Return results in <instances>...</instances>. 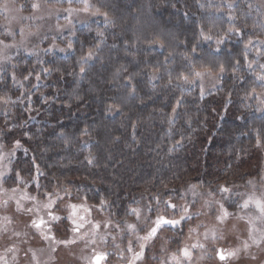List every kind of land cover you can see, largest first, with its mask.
Returning <instances> with one entry per match:
<instances>
[{"label": "trees", "instance_id": "obj_1", "mask_svg": "<svg viewBox=\"0 0 264 264\" xmlns=\"http://www.w3.org/2000/svg\"><path fill=\"white\" fill-rule=\"evenodd\" d=\"M94 1L111 22L100 17L77 28L65 53L3 67L0 131L6 145L21 141L17 170L28 178L31 167L48 191L74 188L95 205L104 198L115 214L124 212V199L169 198L187 182L209 188L259 174L264 150L255 144L264 138V108L255 107L250 89L262 91L256 76L264 74V47L254 39L264 25L252 0ZM230 26L241 32L225 35ZM202 27L212 29L211 41L199 37ZM245 38L253 40L246 49ZM90 48L94 55L81 60ZM241 50L236 77L229 69L209 93L177 78ZM90 153L94 164L85 159Z\"/></svg>", "mask_w": 264, "mask_h": 264}, {"label": "rangeland", "instance_id": "obj_2", "mask_svg": "<svg viewBox=\"0 0 264 264\" xmlns=\"http://www.w3.org/2000/svg\"><path fill=\"white\" fill-rule=\"evenodd\" d=\"M232 2L234 0H229L226 4L231 5ZM252 2L254 5L252 6L255 9L254 16L264 25V0H252ZM89 3L92 7L85 11V5L81 0H71V3L69 0H0V74L3 72V67H12L10 65H14L20 57L37 56L41 53L43 55L65 53L66 51L61 52L60 49L64 48L67 50L68 39L73 36L77 28L91 24L96 18L103 17L105 19L103 15L95 14L94 8L99 7L95 1L89 0ZM33 4H39V7L34 8ZM69 9H72V11H69ZM261 39H264V32L254 39L259 46L264 47V45L259 43ZM9 70L11 68L7 69V71ZM195 83L201 92V81L196 80ZM218 85L219 82L215 81L214 78L205 77L203 80V94L213 91ZM261 93L262 91L255 93L257 100H255L254 105L258 110L264 108V102H262L264 101V95ZM4 106L5 99L0 97V114H2L3 110L5 114L7 113V109ZM255 107L254 109H256ZM2 135L4 134L0 131V176L7 179V183L3 184L4 188L9 190L14 188L17 191L15 194L11 191L6 194L0 193V200H8V207L0 206V213L9 211L10 217L13 218L11 220L12 224L9 225L10 232L22 233L25 239L26 255L33 245H38L41 264H83V256L89 257L94 251L100 250L106 251L110 257L108 261H104L102 264H117L119 255L120 258L123 257L121 260L127 264L131 260V255L137 251H142L144 257L142 260H135L136 264H175L171 260V255L176 252L177 247H182L184 244H194L198 241L206 245V250L202 253L199 248L192 249L193 259L191 264H243V262L249 260L248 252H242L239 258L229 257L225 261H220L218 256L215 255L214 249L223 248L227 252L229 249L239 247L242 241L247 240L250 229H264V223L256 219L259 216V212L254 204H250L248 209L243 210L236 207L237 203L242 204L245 199H248L249 195L257 198L264 197V180L261 179L264 176V155L257 166V170H260L259 174L250 179L253 181L254 186L247 183L249 180L244 183H226L221 180L215 187L209 188L204 187L201 183L187 182L176 193L177 195H171L173 201L180 204L195 201L196 209H201L205 201L220 200L222 195L227 197L225 203L229 211L244 217L243 220L234 219L231 221L236 224L235 233L225 230V238L219 239L215 243L204 239L202 233L206 229H211L215 224L213 215L216 206L213 205L212 208L204 207L202 209L207 215L195 217L191 222H182L171 233L161 234L159 239L147 242V246L144 249H140L138 247L140 242L137 241L133 233L122 231L120 227H117L118 224L123 226L125 221L138 223L134 216H125L124 212L115 214L108 206L101 210L99 203L95 205L86 201L83 197L75 195L73 193L74 188H68L72 193L71 197L65 195L62 190L63 187L60 188L59 195L70 203L82 204V206L78 207V216L74 219L76 224H80V215L84 212L88 219V227L87 230L81 227L79 233H73L72 229L76 227V224L73 221L70 223L71 219L67 216L69 210L64 208L63 205L59 208L53 207L51 209L61 217L59 221H52L50 217L45 215V210L38 207L35 202L24 199L23 197L30 195L37 197L40 202H46L47 197L43 196L42 193L48 191V189H43L39 181L37 183L23 176L22 173L24 182H13L11 177L16 172L20 173V171L17 170L18 165L13 164L12 161L20 152V148L15 147V143L6 145ZM224 177L222 178L225 179ZM224 182L232 189L230 193L221 194L216 191L217 185L225 184ZM189 185H198L195 195H193L192 191H186ZM209 192H212L213 195L209 196ZM152 196L145 195L131 202H129V199H124L125 206H127L125 208L143 207L146 204L154 203L151 199ZM160 196L162 199H168L163 195ZM17 199H20L25 207L32 208L33 211L29 213L18 212L15 202ZM37 215L44 216L45 220H48L49 225L51 223L52 233L56 234L58 238H62L65 234H68L69 238L73 236H83V238H78L77 243L74 245H56L54 243L50 245L48 241L41 239L37 230L24 227L21 231L18 228L21 224L24 225L23 221L28 220L29 217L35 219ZM250 217L253 218L251 224L248 223ZM108 220L111 221L110 224L104 223ZM97 222L101 224V228L93 229V224ZM201 222L203 223L201 224ZM139 223L143 227V224ZM197 224H200L197 231L189 233V227H196ZM45 230L47 231V229ZM25 232L27 235L23 234ZM93 232L95 233L96 244H92L88 240V236L93 234ZM101 235L104 236L106 243L100 242ZM140 235H143V232H140ZM113 237H115V240H113ZM129 240L132 241V252L127 251ZM117 245H119V249H117ZM249 251L255 255L260 254L256 246H252ZM167 254L168 262H165ZM202 254L206 258L203 260L198 259ZM26 258L27 260L31 259ZM181 259L183 260V258ZM184 264H187V261H184Z\"/></svg>", "mask_w": 264, "mask_h": 264}, {"label": "snow or ice", "instance_id": "obj_3", "mask_svg": "<svg viewBox=\"0 0 264 264\" xmlns=\"http://www.w3.org/2000/svg\"><path fill=\"white\" fill-rule=\"evenodd\" d=\"M71 3V0H69ZM81 2L85 5L84 10L87 11L89 7H92V5L89 3V0H81ZM34 8H38L39 4H33ZM69 11H72V9H69ZM95 14H100L105 17V21L111 22V16L107 11H104L102 7H95L94 8ZM233 32H241V29L230 26L227 29V33H233ZM100 35H103V33H100ZM199 37H201L204 41H211L213 39L212 36V29L202 27L201 30L198 33ZM216 45H222L224 43V37L223 36H217ZM259 43L264 45V39L259 40ZM253 44V40L251 38H245L244 40V48L246 49L248 46ZM161 46H163L161 42ZM68 48H72L73 45L71 43H68ZM221 49L217 47L216 51H220ZM61 52L66 51V49L61 48ZM192 52L196 51V47L191 48ZM95 49L90 48L85 55H81L80 59L83 61H86L87 59H90L94 55ZM244 52L241 50L239 53H237L235 56L230 58L228 61H216L215 64L212 65H205V64H197L193 65L189 68L188 72L185 74L183 72L178 73V79H182L185 83H194L196 80L201 81V95H203L204 88H203V80L205 77L214 78L215 81L220 82L222 80L223 74L227 72L229 69L232 70V74L234 77H236L237 72L239 71L238 66H243V57ZM240 57V58H237ZM187 58V57H186ZM249 68H251V63L247 65ZM261 69H264V64L260 65ZM199 69V70H197ZM85 68L83 66L80 67V72H84ZM27 77H25L26 79ZM238 78V77H237ZM257 80H259L260 88L262 90V95H264V74H257L256 76ZM135 91V89H133ZM252 93H256V88L252 87L250 89ZM230 95V94H229ZM247 96V92H246ZM264 102V101H262ZM177 105H179V101H177ZM111 107H116L115 105ZM176 109L173 108V112H175ZM255 146L260 149L264 150V138L259 139ZM15 147L19 148L22 147L21 141L16 140ZM28 149H25V152H27ZM89 164L95 163V157L90 153L88 157L85 158ZM35 162L34 159L32 161ZM29 173V179L36 181L38 183V178L31 175L32 168L29 167L27 169ZM36 172H41L40 168L37 167L35 169ZM41 175L43 173L41 172ZM11 179L13 182H24V177L21 175V173L16 172ZM53 179H58L57 177L53 176ZM262 180H264V176L261 177ZM7 183V179H5L3 176H0V193H7L8 191H11L13 194L17 191V189H6L3 187V184ZM249 185H253V181L249 180L247 182ZM254 186V185H253ZM41 187H43L41 185ZM167 187V185H165ZM198 187V185H189L186 191H192L193 195H195V190ZM61 189L53 186V188L49 191H45L42 193L43 196L47 197L46 202H40L37 197L26 195L23 197L24 199H29L36 203V205L43 210H45V215L50 217L52 221H59L61 217L53 212L51 209L53 207L59 208L61 205H63L64 208L68 209L67 216L69 219H73V223L76 224V220L74 219L77 216V209L79 206L76 203H70L64 199V197H61L59 195V191ZM67 197H71L72 193L67 188L64 187L62 189ZM79 191V190H78ZM175 191V189H173ZM216 191H218L221 194L230 193L232 191L231 188L227 186V184H220L217 185ZM209 196H212L213 193L209 192ZM243 195V194H241ZM183 199V197H181ZM11 199V197H9ZM154 203H149L144 205L143 207H128L124 209L125 216L131 215L134 216L136 221L138 223H128L125 221V224L123 226L117 225V227H120L122 231L128 232L130 231L136 236L137 241L140 243L138 244V247L140 249H144L147 246V242L154 241L156 239H159L161 234L163 233H171L174 228L181 225L182 222H191L195 217H199L201 215H207L202 209L204 207L212 208L213 205H215L214 215L213 219L215 221V224L211 229H206L202 235L205 240L215 243L219 239L225 238V230L235 233L236 231V224L232 223V220H243V216H239L238 214H235L233 212L229 211V208L226 206L225 201L227 200V197L222 195V198L220 200H212V201H205V204L201 206V209H196L195 207V201L188 203L185 202L184 204H180L178 202L173 201L171 196H169L168 199H162L160 195L153 194L151 198ZM17 211L18 212H24L29 213L32 212L33 209L29 207H25L20 199H17L16 201ZM108 201L104 198H101L99 200V205L101 210L104 209V207L108 206ZM139 203V202H138ZM250 204H254L256 209L259 212V216L256 217V219H259L262 223H264V197L257 198L253 195H249L248 199H245L242 204L237 203L236 207L238 209H248ZM0 206L8 207V200H0ZM5 220H8L9 223L11 222L9 218L6 216L4 217ZM83 220V218H81ZM143 221V227L140 226L139 222ZM253 222V218H249L248 223L251 224ZM25 228H31L37 230L40 237L44 241H48L50 245L53 243L56 245H74L77 243L78 238H83V236H73L72 238H69L67 234H65L62 238H58L56 234L52 233V227L49 225V222L45 220L44 216L37 215L35 219L32 217H29L28 220L23 221ZM104 223L110 224L111 221H105ZM203 222H201L202 224ZM83 227V223L76 224V227L72 229L73 233H79L80 228ZM200 227V224H197L196 227H189L188 231L189 233L196 232L197 229ZM101 224L99 222L93 224V229H100ZM47 229V231L45 230ZM59 231V229H57ZM140 232H143V235H140ZM258 232V234H257ZM21 232H14V235L20 236ZM24 235H27V233H23ZM95 233L88 236V240L92 244H96V239L94 238ZM113 240H115V237H113ZM100 242L106 243L104 240V236H100ZM252 246H256L260 254L255 255L252 254L249 249ZM199 248L202 250V253L206 250V245L203 243H200L199 241L194 244H184L182 247H177L176 252L172 253L171 260L175 262V264H184V261H187V264H191L193 259V251L192 249ZM117 249H119V245H117ZM30 251V250H29ZM43 251V249H41ZM127 251L132 252V241L129 240V244L127 247ZM215 255L218 256L220 261H225L229 257L232 258H239L241 256L242 252H248L249 254V260L246 262H243V264H264V229L257 230L255 228H252L248 231V239L245 241H242L239 247H235L232 249L225 250L223 248H215ZM144 257V253L142 251H137L134 254V260H142ZM183 258V260L181 259ZM205 255H201L198 259L203 260L205 259ZM31 259H36L35 254L31 257ZM110 259L108 253L106 251L100 250V251H94L93 254L89 257H87L88 264H101V261H108ZM123 259V257H121ZM134 260H130L127 262V264H134ZM38 264V262H37Z\"/></svg>", "mask_w": 264, "mask_h": 264}, {"label": "flooded vegetation", "instance_id": "obj_4", "mask_svg": "<svg viewBox=\"0 0 264 264\" xmlns=\"http://www.w3.org/2000/svg\"><path fill=\"white\" fill-rule=\"evenodd\" d=\"M6 216L9 218L10 221L13 219L12 217H10L9 211H4L0 213V264H37V262L38 264H41V259L39 258L38 245L36 244L33 245V247L29 249L30 251L28 250V254L26 255L24 236L22 234L20 236H16L14 235V233L10 232L9 225L12 224V221L9 223L8 220H5L4 217ZM81 218H83V220H81ZM80 220L81 223H83L82 228L84 230H87L88 219L84 212H82V214L80 215ZM71 221H73V219L70 220V223ZM18 228L22 231L24 225L21 224V226H19ZM33 254H35L36 259L27 260L26 257L31 258ZM133 259H134V253L131 255V260ZM103 262L104 261H101V264ZM117 262H118L117 264H125L121 260L120 255L118 257ZM165 262H168V254L165 256ZM82 263L88 264L87 257L83 256ZM134 264H136L135 260H134Z\"/></svg>", "mask_w": 264, "mask_h": 264}, {"label": "clouds", "instance_id": "obj_5", "mask_svg": "<svg viewBox=\"0 0 264 264\" xmlns=\"http://www.w3.org/2000/svg\"><path fill=\"white\" fill-rule=\"evenodd\" d=\"M141 223H143V221Z\"/></svg>", "mask_w": 264, "mask_h": 264}]
</instances>
